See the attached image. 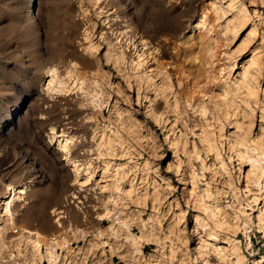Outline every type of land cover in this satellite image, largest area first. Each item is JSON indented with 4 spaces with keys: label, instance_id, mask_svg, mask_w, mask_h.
Here are the masks:
<instances>
[{
    "label": "rangeland",
    "instance_id": "374dc122",
    "mask_svg": "<svg viewBox=\"0 0 264 264\" xmlns=\"http://www.w3.org/2000/svg\"><path fill=\"white\" fill-rule=\"evenodd\" d=\"M57 234L264 264V0H0V264Z\"/></svg>",
    "mask_w": 264,
    "mask_h": 264
},
{
    "label": "bare ground",
    "instance_id": "6f19581e",
    "mask_svg": "<svg viewBox=\"0 0 264 264\" xmlns=\"http://www.w3.org/2000/svg\"><path fill=\"white\" fill-rule=\"evenodd\" d=\"M134 43H135V53L138 54L140 51V44H139L138 40H136V39H134ZM25 191H26L25 185H20V186L14 188L12 198H14L18 193H22ZM110 212H111V210L108 209L106 211V214L110 213ZM123 224L126 226L129 225V223L127 221H123ZM112 228L114 229L115 227H112ZM28 231L31 232L30 230H28ZM151 236L152 235L149 233L134 235L138 244H141L142 241L150 240ZM64 242L66 243V241H64ZM57 244H58V241L56 239H53V237H51V240L48 243V245L46 246L45 251H43V249L41 248V244L39 242H35L34 243L35 257L33 258L32 261H29L30 264H37V262H38L37 260L42 259V258H46L48 260L49 264H54L56 262L59 263V260H62V262H64L65 264H84V263H86L87 256L81 257L82 259L80 262L77 259H75L76 255H77L76 253L74 254V252H70L68 250L66 252L60 251L59 249H57ZM138 251L139 252L142 251L141 247H138Z\"/></svg>",
    "mask_w": 264,
    "mask_h": 264
},
{
    "label": "built area",
    "instance_id": "2783aa9c",
    "mask_svg": "<svg viewBox=\"0 0 264 264\" xmlns=\"http://www.w3.org/2000/svg\"><path fill=\"white\" fill-rule=\"evenodd\" d=\"M52 237H53V239H56L58 241L57 249H59L60 251H63V250L66 251V248L68 249L69 247L75 245V240H68V239H66V240H64V241H66V243H65L62 240V238H66L65 236H61V235L57 234V235H53ZM62 245L65 246L64 249L61 248ZM76 246H77V244H76Z\"/></svg>",
    "mask_w": 264,
    "mask_h": 264
},
{
    "label": "crops",
    "instance_id": "0c3cea01",
    "mask_svg": "<svg viewBox=\"0 0 264 264\" xmlns=\"http://www.w3.org/2000/svg\"><path fill=\"white\" fill-rule=\"evenodd\" d=\"M62 240L64 241V240H66V238H62ZM61 248L64 249L65 246L62 245ZM67 250H68V249L66 248V251H67ZM142 251H143V250H142ZM56 263H57V262H56ZM56 263H54V264H56ZM37 264H40V262H37ZM47 264H48V262H47ZM57 264H63V262H62L61 260H59V263H57ZM84 264H95V263H93V262H91V261H90V262L88 261V262H86V263H84ZM112 264H113V260H112Z\"/></svg>",
    "mask_w": 264,
    "mask_h": 264
}]
</instances>
